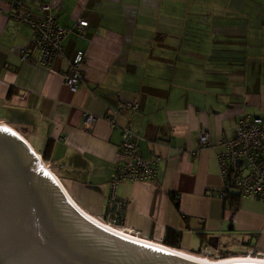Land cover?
Returning <instances> with one entry per match:
<instances>
[{
	"label": "crops",
	"instance_id": "crops-1",
	"mask_svg": "<svg viewBox=\"0 0 264 264\" xmlns=\"http://www.w3.org/2000/svg\"><path fill=\"white\" fill-rule=\"evenodd\" d=\"M7 1L0 0V121L82 211L105 215L122 139L107 115L136 99L139 109L118 121L131 125L145 159H160L154 180L118 184L126 226L157 243L167 229L179 231L189 253L205 244L264 251V200L240 197L229 207L217 157L242 115L264 114V0H51L59 22L73 28L51 65L20 58L32 29L8 16ZM80 19L88 21L83 32ZM79 51L84 78L71 91L64 71ZM202 129L209 144L199 147Z\"/></svg>",
	"mask_w": 264,
	"mask_h": 264
},
{
	"label": "water",
	"instance_id": "water-1",
	"mask_svg": "<svg viewBox=\"0 0 264 264\" xmlns=\"http://www.w3.org/2000/svg\"><path fill=\"white\" fill-rule=\"evenodd\" d=\"M0 264L204 263L91 219L24 137L0 121Z\"/></svg>",
	"mask_w": 264,
	"mask_h": 264
},
{
	"label": "built area",
	"instance_id": "built-area-1",
	"mask_svg": "<svg viewBox=\"0 0 264 264\" xmlns=\"http://www.w3.org/2000/svg\"><path fill=\"white\" fill-rule=\"evenodd\" d=\"M51 0H8L6 12L8 16L32 29V38L28 45L19 47L22 60L37 61L44 65H51L54 58L63 55V41L73 28L59 22L57 10ZM88 21L80 19L76 29L83 32ZM34 51L39 57L34 58ZM86 55L79 51L75 58L69 61L64 71V83L71 90L76 91L84 78L83 65ZM139 109L138 100H127L119 103L107 119L115 128L121 131V143L118 147L115 173L110 180V194L107 198V209L101 219L104 223L121 229L122 231L139 236V232L126 226V199L117 194L120 182L132 180H154L158 171L160 157L145 159L138 146V135L129 123L121 124L118 116L124 111ZM95 116L87 115L85 127L90 129ZM209 132L202 129L199 147L209 144ZM223 150L218 153V164L223 178L221 196L229 205L230 193L236 192L240 197H250L264 200V114L242 115L237 122L233 135L221 142ZM49 167V165H46ZM251 249L248 255L253 254ZM206 257H220V250L212 244H205L201 251ZM263 255L264 251H256Z\"/></svg>",
	"mask_w": 264,
	"mask_h": 264
},
{
	"label": "bare ground",
	"instance_id": "bare-ground-1",
	"mask_svg": "<svg viewBox=\"0 0 264 264\" xmlns=\"http://www.w3.org/2000/svg\"><path fill=\"white\" fill-rule=\"evenodd\" d=\"M84 212V211H83ZM85 213V212H84ZM86 214V213H85ZM88 215V214H86ZM91 219H93L94 221H96L97 223L105 226L106 228L118 232L124 236L136 239V240H140V241H145V242H150V240L138 237V236H134L131 234H128L124 231H122L119 228H116L114 226H111L109 224L104 223L102 220H99L91 215H88ZM152 242V241H151ZM174 250L178 251L180 254L187 256L189 258H192L196 261H200L201 263L204 264H232V263H261L264 264V257H258V256H252V255H244V256H239V255H232L229 257H225V258H210V257H206L203 255H199V254H193V253H189L177 248H174Z\"/></svg>",
	"mask_w": 264,
	"mask_h": 264
},
{
	"label": "trees",
	"instance_id": "trees-1",
	"mask_svg": "<svg viewBox=\"0 0 264 264\" xmlns=\"http://www.w3.org/2000/svg\"><path fill=\"white\" fill-rule=\"evenodd\" d=\"M46 155H47V153H45L43 155L44 159L46 158ZM239 200H240V196L238 195V193H236V192L230 193V195H229V207L236 208L238 206ZM175 204L178 205L177 200L175 201ZM162 244H164L166 246L173 247V248L181 249V247H180V232L173 230V229H167ZM199 251L201 253L202 249H200ZM194 253L195 252H193V254ZM234 254H235V252H233L232 250H223L220 257L225 258V257L232 256Z\"/></svg>",
	"mask_w": 264,
	"mask_h": 264
},
{
	"label": "rangeland",
	"instance_id": "rangeland-1",
	"mask_svg": "<svg viewBox=\"0 0 264 264\" xmlns=\"http://www.w3.org/2000/svg\"><path fill=\"white\" fill-rule=\"evenodd\" d=\"M193 250V251H192ZM191 251L192 252H195L196 254H202L200 253V251L198 249H192ZM251 249H243L242 247H239V248H234L232 251L235 252L234 255H239V256H244V255H248L249 252H250ZM222 253V252H221ZM221 253H220V256H221ZM252 256H258V257H264L263 255H258L255 253L251 254ZM211 258H214V256H211ZM220 258V257H219ZM216 259V258H215Z\"/></svg>",
	"mask_w": 264,
	"mask_h": 264
},
{
	"label": "flooded vegetation",
	"instance_id": "flooded-vegetation-1",
	"mask_svg": "<svg viewBox=\"0 0 264 264\" xmlns=\"http://www.w3.org/2000/svg\"><path fill=\"white\" fill-rule=\"evenodd\" d=\"M243 249H246V250H247V249H249V248H248V247H245V248H243ZM256 251H257V250H254V252H252V253H255Z\"/></svg>",
	"mask_w": 264,
	"mask_h": 264
}]
</instances>
